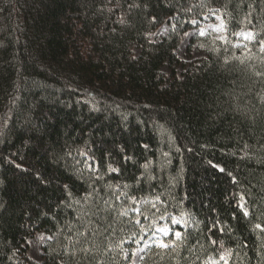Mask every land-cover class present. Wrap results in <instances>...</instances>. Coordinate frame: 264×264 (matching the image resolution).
<instances>
[{
	"label": "trees",
	"instance_id": "16d2710c",
	"mask_svg": "<svg viewBox=\"0 0 264 264\" xmlns=\"http://www.w3.org/2000/svg\"><path fill=\"white\" fill-rule=\"evenodd\" d=\"M164 224L139 264H264V0H0V264H128Z\"/></svg>",
	"mask_w": 264,
	"mask_h": 264
},
{
	"label": "rangeland",
	"instance_id": "374dc122",
	"mask_svg": "<svg viewBox=\"0 0 264 264\" xmlns=\"http://www.w3.org/2000/svg\"><path fill=\"white\" fill-rule=\"evenodd\" d=\"M174 20L170 19L161 25L153 34V39L161 40L173 27ZM253 36L252 30L242 29L237 35V41L235 45H240L244 42L251 40ZM227 39L225 32V22L223 15L219 11H212L207 15L203 21L199 22L191 30L187 31L184 38L178 48L175 50L181 63L177 68L178 76H182L187 70H189L192 64L199 61L201 58L207 55V51L212 47L221 48L220 44H226ZM136 54L140 53V49L135 47ZM244 51V50H242ZM162 71L169 75L170 70L168 65H164ZM165 229V232L160 231ZM171 229L168 225H158L153 234L148 238H141L133 252L131 261L128 264H139L143 259L146 251L153 245L161 246V242L165 244L164 237H168ZM51 238L45 232L37 231L34 235L28 238V254L36 262H41L44 255V245Z\"/></svg>",
	"mask_w": 264,
	"mask_h": 264
},
{
	"label": "snow or ice",
	"instance_id": "6c2138e0",
	"mask_svg": "<svg viewBox=\"0 0 264 264\" xmlns=\"http://www.w3.org/2000/svg\"><path fill=\"white\" fill-rule=\"evenodd\" d=\"M17 167H19V166H17ZM213 167H216V166L213 165ZM219 171H224V169L220 168ZM244 214L247 215L248 213L245 212ZM173 223H178V221H173ZM257 227L259 228L260 225H257ZM160 231H163V232H165V234H167L165 229H161ZM175 235H176L177 238H179L181 234H180V232H176ZM161 246L162 247H168V245L164 244L163 242H161Z\"/></svg>",
	"mask_w": 264,
	"mask_h": 264
},
{
	"label": "bare ground",
	"instance_id": "6f19581e",
	"mask_svg": "<svg viewBox=\"0 0 264 264\" xmlns=\"http://www.w3.org/2000/svg\"><path fill=\"white\" fill-rule=\"evenodd\" d=\"M157 226H158V225H157ZM157 226H156V227H157Z\"/></svg>",
	"mask_w": 264,
	"mask_h": 264
}]
</instances>
